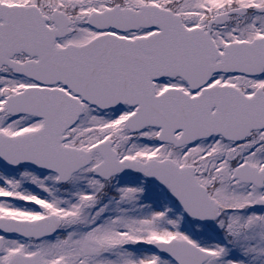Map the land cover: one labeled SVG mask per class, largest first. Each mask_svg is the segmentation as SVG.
<instances>
[{
	"label": "water",
	"instance_id": "water-1",
	"mask_svg": "<svg viewBox=\"0 0 264 264\" xmlns=\"http://www.w3.org/2000/svg\"><path fill=\"white\" fill-rule=\"evenodd\" d=\"M61 18L62 22L55 19ZM54 28L49 29L47 17L33 5L8 6L0 3V66H8L13 73L23 75L47 85L60 83L74 97L63 91L25 89L10 95L5 101V112L11 116L29 115L42 120L39 130L16 136L0 133V161L9 166L30 165L36 170L51 171L58 181L66 182L80 168L86 166L94 153L101 163L93 167L95 175L108 178L115 173L133 172L158 182L169 190L189 217L209 220L213 217L210 200L205 192L184 190L193 186L190 178L167 169L162 163L123 160L118 162L108 142L84 151L61 145L70 128L82 114L81 102L105 109L120 104H136L138 109L126 120L132 132L145 126L171 118L166 96L155 100L149 95L137 96L127 93L135 83L145 84L150 79L163 77H189L215 72L257 74L264 69V40L258 45H227L219 53L214 45H172L178 37L186 36L179 18L171 12L156 7H140L136 11L114 7L100 13H92L87 23L96 29L110 27L121 30L127 21L143 22L156 19L160 28L156 37L148 39V45H126L122 39L99 36L82 46L55 47V40L70 33L69 21L60 13L53 12ZM99 23H102L99 25ZM184 42H191L185 38ZM24 52L36 57V62L16 64L10 61L14 54ZM132 102V103H130ZM148 110H142L145 106ZM210 210H212L210 214ZM58 222L47 217L27 226L28 236L41 237L50 234ZM22 222L11 221L10 232L21 234ZM161 254L177 260L178 264H201L206 255L185 242L153 245Z\"/></svg>",
	"mask_w": 264,
	"mask_h": 264
},
{
	"label": "rangeland",
	"instance_id": "rangeland-1",
	"mask_svg": "<svg viewBox=\"0 0 264 264\" xmlns=\"http://www.w3.org/2000/svg\"><path fill=\"white\" fill-rule=\"evenodd\" d=\"M2 1L11 2V0ZM42 1L46 3L53 2L51 4L52 8H69L75 3L88 1L99 3L100 6L105 4L102 0ZM128 1L136 2V0ZM89 12L90 9L86 13L88 14ZM73 28L75 29V34L66 37L63 39L64 41L80 43L93 35V32L86 27L84 22L75 24ZM2 84L8 86L4 79ZM5 97V95L0 94L1 132L13 135L38 126V122L32 118L12 119L4 116L1 109L3 108ZM127 115L128 113L125 110L111 114H98L90 111L77 124L74 133L82 136L91 133L93 138L96 135L100 136L99 139L111 136L110 138L117 139L123 157L141 156L146 150L144 141H146L149 133L145 132L140 137L130 138L123 126ZM87 118L88 122H86ZM88 171L87 169L85 173H79L78 177L76 176L73 179L71 185H75L82 178L81 175L84 176ZM25 174L31 176L34 180L26 179V177L22 180L21 173L0 164V210L2 213L12 212L18 216L30 215L34 217L37 213L23 210L21 206L16 205V201L35 200L43 203L46 209H51L52 213L62 214L65 224L61 230L65 235L63 249L57 251L54 248L56 242L53 240L47 242V246L51 244L50 248H43L47 249L49 255H53L46 258V262L49 264H59L62 260L64 264H73V259H75L74 264H174L171 260L158 256L151 248V244L154 241H165L174 235L187 239L201 249L210 252L213 258L208 264H264V224H247V230L242 229L241 226L243 224H229V237L232 239L229 240L230 243L224 242L223 238H219L215 233L213 234L214 230L205 228V239L198 242L194 227L191 224L187 225L181 222L184 221L181 210L176 209L172 203L166 200V195L157 189L156 186L146 185L140 177L118 176L105 186V184L98 183L89 176L87 184L81 185L73 193V196H70L67 192L55 188L54 181L47 176L32 175L30 172ZM35 185L39 187L37 188ZM90 185L94 188L96 201H104L106 198V193L103 194L104 190L101 186L114 189L116 193L112 197L113 204H96L95 200L91 198L92 192L88 188ZM69 188L72 187L69 186ZM144 191L147 192L146 197L143 195ZM50 192L54 193L51 194ZM60 192L61 195H68L67 199L69 200L66 206L59 204L58 195L60 196ZM232 193L233 190L228 187L222 193L213 194V198L221 201L228 195L231 196ZM235 193L238 194L237 191ZM239 201L241 202L240 198L235 202L229 203L231 207L229 210L240 206ZM69 207L73 209L82 208L89 211L86 221L90 227L87 228L82 221L75 220L73 222L70 218H66L72 214L68 209ZM99 216H104L109 222L113 223L111 230L108 229L110 223L105 222L102 224L96 219ZM256 217H259V215ZM216 227V225L212 226V229ZM107 232H109L108 235L106 234ZM112 234L115 239L112 238ZM241 237L246 242L248 250L253 252L252 261L242 253L234 251V244ZM85 238L95 239L102 245L103 250L96 259H82L81 247ZM111 250L118 253L121 257V262H115L109 254Z\"/></svg>",
	"mask_w": 264,
	"mask_h": 264
},
{
	"label": "flooded vegetation",
	"instance_id": "flooded-vegetation-1",
	"mask_svg": "<svg viewBox=\"0 0 264 264\" xmlns=\"http://www.w3.org/2000/svg\"><path fill=\"white\" fill-rule=\"evenodd\" d=\"M258 1L184 0L178 5L182 9L179 14L184 23L189 28L199 27L202 32L208 33L213 45H239L264 36V9L258 10ZM233 10H236V13L230 14ZM218 15L222 17L217 20V23L210 24V20ZM154 31L139 29L135 32L115 35L133 39L146 37ZM26 59L24 56L15 58L19 62ZM0 72H8V70L1 68ZM22 85L24 87L33 86L25 80ZM198 86L197 90L190 91L188 85L179 79L161 80L154 83L156 93L167 89L180 90L187 94V97L192 98L206 91V95L198 100V104L206 109L204 113L223 119L224 125H226L225 121L232 123L234 119L238 120L235 123L237 127L247 125L254 117V113L258 110L264 111V74L259 76L216 74ZM180 134V132H175L173 138H179ZM156 135L157 130L154 139ZM224 135L229 138L219 135L211 136L178 148L172 144L156 142L152 153L158 159L169 158L181 166L195 163L197 175H200V180L206 183L210 190L226 183L250 189L252 200L249 207L264 212V208L258 206L264 201V127L250 131L227 128L224 130ZM241 165L256 169L252 178L254 184L259 186L231 180L232 172ZM0 239V264H5L13 254L23 256L40 254L39 251H33L34 241L31 239L12 235L1 236ZM46 242V240H38L35 244L46 246Z\"/></svg>",
	"mask_w": 264,
	"mask_h": 264
},
{
	"label": "trees",
	"instance_id": "trees-1",
	"mask_svg": "<svg viewBox=\"0 0 264 264\" xmlns=\"http://www.w3.org/2000/svg\"><path fill=\"white\" fill-rule=\"evenodd\" d=\"M41 0H38V2L37 3H39ZM35 3V2H34ZM39 6H40V3H39ZM91 136H88V138H86L87 140H91Z\"/></svg>",
	"mask_w": 264,
	"mask_h": 264
}]
</instances>
